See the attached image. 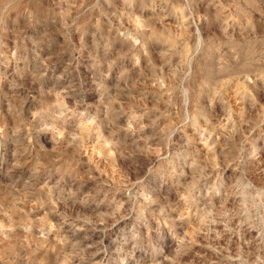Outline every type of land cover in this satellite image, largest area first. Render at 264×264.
Masks as SVG:
<instances>
[{"label":"rangeland","instance_id":"obj_1","mask_svg":"<svg viewBox=\"0 0 264 264\" xmlns=\"http://www.w3.org/2000/svg\"><path fill=\"white\" fill-rule=\"evenodd\" d=\"M0 264H264V0H0Z\"/></svg>","mask_w":264,"mask_h":264}]
</instances>
